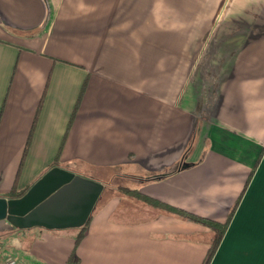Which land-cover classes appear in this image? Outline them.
Wrapping results in <instances>:
<instances>
[{
    "label": "crops",
    "instance_id": "0c3cea01",
    "mask_svg": "<svg viewBox=\"0 0 264 264\" xmlns=\"http://www.w3.org/2000/svg\"><path fill=\"white\" fill-rule=\"evenodd\" d=\"M57 158L218 221L238 201L209 264H264V0H0V195ZM90 217L78 244L1 219L0 264H202L215 236L119 194Z\"/></svg>",
    "mask_w": 264,
    "mask_h": 264
},
{
    "label": "water",
    "instance_id": "95a60500",
    "mask_svg": "<svg viewBox=\"0 0 264 264\" xmlns=\"http://www.w3.org/2000/svg\"><path fill=\"white\" fill-rule=\"evenodd\" d=\"M191 162L183 161L180 167ZM105 188L104 182L59 165L50 167L24 194L0 195V220L18 228L84 225Z\"/></svg>",
    "mask_w": 264,
    "mask_h": 264
},
{
    "label": "trees",
    "instance_id": "16d2710c",
    "mask_svg": "<svg viewBox=\"0 0 264 264\" xmlns=\"http://www.w3.org/2000/svg\"><path fill=\"white\" fill-rule=\"evenodd\" d=\"M85 88H86V81L84 82L83 86H82V89H81V92H80V95H79V98H78V101H77V104L75 106V110L77 109L78 107V104L82 98V95L85 91ZM41 107V105H40ZM40 110V109H39ZM37 122V116L35 118V121H34V125H33V128H32V131L30 133V136H29V139L26 143V147H25V151H24V155H23V158H22V163L25 159V156H26V153L29 149V146H30V142H31V137H32V134H33V130H34V127H35V124ZM58 164V158L54 161L53 165H56ZM21 168H22V165L17 173V177H16V180H15V183L12 187V189L8 192V195L10 196H13V197H18V196H21L22 194H24L26 192V190L28 188H18V177H19V174H20V171H21ZM172 170V168H171ZM167 175V173H161L160 175H157L158 177H163ZM120 191H122L123 193L125 194H128V195H131V196H134V197H137L139 199H141L142 201L146 202L147 204L155 207V208H158L160 210H163V211H166V212H169V213H173V214H176V215H179L183 218H186V219H190V220H193V221H196V222H199V223H202V224H205L209 227H211L214 231H215V236L213 238V241L210 245V248L207 252V255L203 261L202 264H209L214 253L216 252L222 238H223V235L224 233L226 232L227 228H228V225L230 223V220L233 216V213L238 205V201L232 206L231 210L229 211V215L227 217V219L225 221H218V220H215V219H212V218H209V217H206V216H203L201 214H198V213H195L193 211H189L183 207H180V206H177V205H174V204H171L169 202H166V201H163L159 198H156L154 196H151V195H148L146 193H143L142 191H140L138 188L136 187H129V186H120L119 187ZM90 218L87 220V222L80 226L79 227V231L77 232L76 236H75V240H76V243L78 244L80 242V240L82 239V237L84 236L85 232H86V229L88 227V224H89V221H90ZM9 231L7 230H0V237H5L7 234H8ZM74 256V255H72Z\"/></svg>",
    "mask_w": 264,
    "mask_h": 264
},
{
    "label": "rangeland",
    "instance_id": "374dc122",
    "mask_svg": "<svg viewBox=\"0 0 264 264\" xmlns=\"http://www.w3.org/2000/svg\"><path fill=\"white\" fill-rule=\"evenodd\" d=\"M136 176L130 175L128 173H111L107 176H104L101 181L104 182L105 184V188L101 194V197L99 198L97 205H96V209L99 207V205L101 204V202H103L108 196H111L113 194H119V195H124V196H129L133 199H139L137 197L128 195L123 193L122 191H120L119 187L120 186H129V187H134V185L137 184V179L135 178ZM126 218H131V217H126ZM44 229H49V228H45L42 226H38ZM52 231H56L59 233H68L71 232L72 234H77V232L79 231V227L77 226H72V227H66V228H54ZM33 237L31 239H24V245L26 247H30V242H32ZM10 256H14L16 257L19 262V255L17 254H11ZM22 264V262H21Z\"/></svg>",
    "mask_w": 264,
    "mask_h": 264
},
{
    "label": "built area",
    "instance_id": "2783aa9c",
    "mask_svg": "<svg viewBox=\"0 0 264 264\" xmlns=\"http://www.w3.org/2000/svg\"><path fill=\"white\" fill-rule=\"evenodd\" d=\"M6 264H20L19 260L14 256H8L6 258Z\"/></svg>",
    "mask_w": 264,
    "mask_h": 264
}]
</instances>
